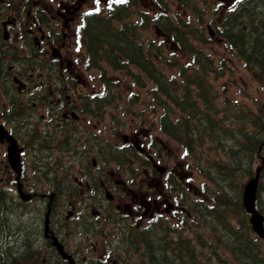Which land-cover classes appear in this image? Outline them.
I'll return each instance as SVG.
<instances>
[{
  "label": "trees",
  "instance_id": "16d2710c",
  "mask_svg": "<svg viewBox=\"0 0 264 264\" xmlns=\"http://www.w3.org/2000/svg\"><path fill=\"white\" fill-rule=\"evenodd\" d=\"M164 18L161 24L163 31L175 30ZM111 19L120 21L122 17L119 15L96 17L92 19L90 28L85 31L89 65L95 66L104 60L114 69L124 71L137 86L143 88L149 85L148 92L153 96V100H157L162 106L161 131L183 143L190 152L200 153L204 148L210 152L221 150L224 160L216 159L210 162L204 159L206 153H203L201 156L207 167L198 166L203 172L206 170L204 173L212 182H216L222 192L216 196V206L221 209L227 208L228 212L232 206L239 208L238 184L234 185L233 182L238 179L236 177L238 170H241L242 176L248 174L249 168L243 167L242 158L250 156L264 140V105L259 104L257 107L254 105V108L246 105L240 107L231 99L220 100L207 77L220 75L224 63L220 61L215 65L202 49L190 42V39H193L200 44L207 43L200 35V31L194 32L190 28L187 32H182L184 26L181 25L176 32L171 33L182 51L189 53L193 60L188 73L187 64H178L174 60V65L178 64V75L183 78L179 83L171 75L156 68L151 55L155 47L149 46L144 49L138 41L135 28L123 24L117 30L109 31ZM128 32L131 34L128 35ZM216 33L225 40L230 49L227 48L234 56L243 61L245 68L259 84L264 85V0H245L224 17ZM160 58L166 62L163 57ZM132 68H135L136 72H133ZM248 127L254 128V132L248 130ZM236 130L239 131V138L235 134ZM217 176H220L218 180ZM230 184L235 195L233 197L228 191ZM258 208L264 211V203L259 202ZM234 211L236 212L235 209ZM6 223L7 221L0 220V241L5 238ZM228 223H225V229L229 231L228 241L231 240L226 244L229 252L235 257L245 258V262L249 264L253 262L263 264L260 252L254 250L256 245L257 248L260 246L259 241L251 238L252 234L245 218H238L233 228ZM162 231L152 229L138 233L145 238L142 256L146 257L147 264H202L197 254L190 248L188 240L179 242L167 240V233ZM139 242L141 240L136 244ZM131 246L133 247L132 244ZM0 253L2 255L0 264H18L14 255L2 249ZM142 262L143 260H140L138 264Z\"/></svg>",
  "mask_w": 264,
  "mask_h": 264
},
{
  "label": "flooded vegetation",
  "instance_id": "af4514ba",
  "mask_svg": "<svg viewBox=\"0 0 264 264\" xmlns=\"http://www.w3.org/2000/svg\"><path fill=\"white\" fill-rule=\"evenodd\" d=\"M100 1L103 0H0V66L3 57L10 49L25 51L26 57L33 56L35 51L49 52L51 50L48 61L62 69L69 62L70 50L66 47V39L73 42L80 15L85 12V9H93ZM68 45L70 48L74 46V43H68ZM11 61L13 62V59ZM11 61L7 60L9 68L12 67ZM33 86L35 85H30L28 89ZM2 87L0 89V114H2L0 123L17 140L19 134L23 132L19 128L20 115L24 116L21 122L27 127L26 129L29 132L30 128L34 130L32 138L41 137L36 139L37 143L44 144L49 140L51 145H54L60 137H65L66 129L64 128L66 123L71 121L66 109L61 112L53 111L49 99L40 95H35L30 105L19 103V98L24 95V92L20 91L13 73L8 75L6 88ZM80 98V96L77 97V99ZM101 112L90 113V110H85L83 113L81 110L75 119L81 122L80 126L75 127L71 123L67 127L70 128L69 135L72 143L76 139L82 144L89 133L84 127L92 120L91 115H97L96 120L100 122V119L105 116ZM52 128L54 131L50 132ZM133 139L132 143L137 144L141 153L139 158L142 157L138 174L131 175L124 170L120 174L119 168L115 167L117 158L114 156V150L115 153L122 154L121 149L107 144H104L102 148L91 145L84 152L80 147L75 146L77 143L75 142L68 149L67 156L59 162H72L75 171L83 178V182L78 181L80 191L87 192L85 194L91 196V201L94 202L84 206L81 202L83 195H80L77 200L73 197L75 203L78 202L85 210L94 209L93 214L101 215L104 210L102 221L106 223L119 219L120 216L116 214L119 213L121 216H127L135 227L139 228L140 225L149 224L156 217L162 215L172 217L173 213L184 210L183 202L189 203L196 192L192 188V175L184 169V164L180 162L171 164L164 172L155 170V163L160 159L163 160L164 157L161 143L156 144V147L145 145L141 148L138 131L133 133ZM124 142H127L126 138ZM96 154L99 156L97 157ZM61 168L67 171L71 169V167L67 169L65 165ZM1 173L3 174L2 171ZM134 175H137L138 180L134 179ZM0 178L4 177L0 176ZM27 184L35 187V183L30 179ZM74 189L67 175H63L61 179L43 176L41 192L38 194L44 201L48 196L54 195L51 193H55L56 190L71 194ZM180 193H187L188 197L183 198ZM95 196L103 198L99 199ZM50 199L49 197L47 201ZM18 203L16 201L14 204ZM107 209L109 210L106 211ZM84 212L87 213V211Z\"/></svg>",
  "mask_w": 264,
  "mask_h": 264
},
{
  "label": "rangeland",
  "instance_id": "374dc122",
  "mask_svg": "<svg viewBox=\"0 0 264 264\" xmlns=\"http://www.w3.org/2000/svg\"><path fill=\"white\" fill-rule=\"evenodd\" d=\"M115 1V0H114ZM161 5H165L168 9V15L172 18V23L179 25V23H189V26L192 28L199 29L200 35L202 38H210V43L206 45V43L202 44L201 49L205 52V54L213 60L216 65L220 61H222L226 67L222 75L219 78L212 79V88L217 91L220 95V98H228L232 99L235 102H243L248 105L251 103L259 102L264 100V87L261 86L254 77L244 69L242 62L235 58L233 55L229 54L225 48L223 41H219L216 36V27L220 26L222 22V17L224 15V11L226 10L227 0H187L188 3L184 6L178 0H160ZM137 9L138 11L132 12L130 15L132 20L138 19L140 15L139 12L142 11L146 15H154V12L160 10L157 0H137ZM160 5V6H161ZM105 7V5L103 6ZM86 8V6L84 7ZM192 8V10H190ZM103 9V8H102ZM196 16H200L198 21H196ZM29 19V18H28ZM146 37L149 39L159 40V46L161 49V53L168 59L174 60V57L178 59L181 63H186L189 60V56L186 53L181 52L177 44H174L169 40V38L164 37L158 26L149 25L146 30ZM66 47L70 50L68 52L69 62L72 59L73 62L67 64L69 70H74L72 66L76 69V75L80 78L81 87H77V92L82 95L83 105H87L85 99L86 95L94 94V93H103V88L101 83L102 78H106L111 82H117L118 87L116 88L117 95H120V99L117 102H113L110 106L104 107V118L101 122H97L96 118H92L89 125H86L88 129L97 131L100 133V137L107 138L110 143L118 145L120 140L125 136L126 141L132 143L134 141L132 134L137 130L140 134L139 143L144 142V134L150 133L152 138L157 143L163 144L164 148V160L162 161V166L167 164H176L180 162L184 164V169H188L192 173L191 183L192 188L197 193L198 187H202L206 180L199 174L196 164L191 155L186 156L184 150L181 148L180 144L169 140L164 135H161L156 130V127L149 124H157V117L160 115V107L159 105L152 100L149 95H145L143 89H139L138 87L132 86L129 80L123 77L119 72L113 71L106 65L100 64V68L97 70H85L82 69V58L84 55V48H82V52H78L80 50L78 47L76 52L73 53L72 48H69L68 43H73L71 40L66 39ZM196 45V42H194ZM199 44L197 43V46ZM81 51V50H80ZM78 53V54H77ZM174 53V57L172 54ZM80 60V62H79ZM162 68L168 72L167 70L174 71L173 66L165 67L161 65ZM103 70V76L99 77V71ZM103 91V92H102ZM239 91L242 92V95H239ZM113 92V91H112ZM111 92V93H112ZM88 99V98H87ZM77 102L76 100L73 103ZM79 105V102H77ZM79 124V120L75 122ZM145 123L148 128H144L139 124ZM5 153V145L0 146V152ZM210 157H219V155L215 152L208 153ZM264 156V152L261 153ZM251 169H254L259 165L258 156L251 157ZM169 161V162H167ZM193 162V163H192ZM165 163V164H164ZM1 171H6V169L0 170V176L8 177L7 173H1ZM246 181V179L244 180ZM243 181V182H244ZM262 181V179H261ZM236 185V181L233 182ZM210 191L213 190V185L208 183ZM233 189L232 185H229L228 191ZM83 193V191H82ZM233 194V193H232ZM204 196L201 195L198 199L199 201L204 200ZM205 199H208L206 197ZM209 200V199H208ZM185 205V204H184ZM68 213L66 212L65 215ZM191 219H193L191 217ZM188 219L187 222H191L192 220ZM20 220V219H18ZM24 220L22 219L21 222ZM192 226V224H190ZM142 226V225H141ZM116 228L115 224H105L103 226L104 233L111 234ZM177 229L183 230V224L180 223L176 226ZM105 240L102 238L93 239L90 235V240L85 242V246L93 244L96 246V249L99 250L102 246L101 242L109 241L112 239L111 236H104Z\"/></svg>",
  "mask_w": 264,
  "mask_h": 264
},
{
  "label": "water",
  "instance_id": "95a60500",
  "mask_svg": "<svg viewBox=\"0 0 264 264\" xmlns=\"http://www.w3.org/2000/svg\"><path fill=\"white\" fill-rule=\"evenodd\" d=\"M257 178L258 173H256V176L254 178H251L244 185L242 202L243 206L245 207V210L249 213V222L252 226V229L264 241L263 217L254 208Z\"/></svg>",
  "mask_w": 264,
  "mask_h": 264
}]
</instances>
